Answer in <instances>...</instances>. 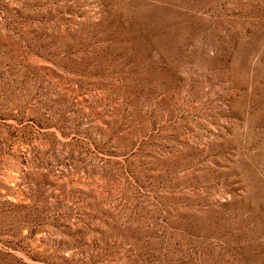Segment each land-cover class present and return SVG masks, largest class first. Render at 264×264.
Instances as JSON below:
<instances>
[{"label":"rangeland","instance_id":"1","mask_svg":"<svg viewBox=\"0 0 264 264\" xmlns=\"http://www.w3.org/2000/svg\"><path fill=\"white\" fill-rule=\"evenodd\" d=\"M0 264H264V0H0Z\"/></svg>","mask_w":264,"mask_h":264}]
</instances>
